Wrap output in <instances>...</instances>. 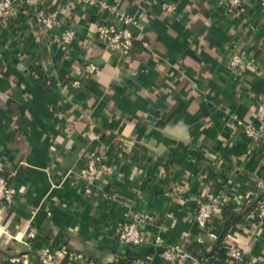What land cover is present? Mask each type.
Listing matches in <instances>:
<instances>
[{
  "label": "crops",
  "instance_id": "1",
  "mask_svg": "<svg viewBox=\"0 0 264 264\" xmlns=\"http://www.w3.org/2000/svg\"><path fill=\"white\" fill-rule=\"evenodd\" d=\"M116 1L15 0L12 17L0 21V171L16 193L11 208L0 206V264L46 245L66 246L82 264L127 255L131 264H169L150 238L120 244L134 214L146 217L143 234L181 246L190 264H262L264 219L254 204L264 200V139L244 129L258 126L264 100V10L257 0H242L240 15L225 0H123L137 37L123 56L95 33L106 16L97 3ZM38 10L59 12V31L74 32L69 46L36 23ZM234 53L251 68L231 70ZM88 63L94 74L81 75ZM90 153L115 168L104 196L86 195L76 178ZM211 198L222 215L230 207L241 214L226 232L215 217V238L195 222L198 202ZM229 246L243 252L242 263L228 260Z\"/></svg>",
  "mask_w": 264,
  "mask_h": 264
},
{
  "label": "built area",
  "instance_id": "2",
  "mask_svg": "<svg viewBox=\"0 0 264 264\" xmlns=\"http://www.w3.org/2000/svg\"><path fill=\"white\" fill-rule=\"evenodd\" d=\"M15 0H0V21L7 23L13 15ZM86 2L88 0H85ZM123 0H117L113 4L105 2L97 3L98 6L106 12V16H102L96 25V40L111 51L127 56L129 55L137 37L135 34L136 21L133 16L127 15L121 9ZM258 6L264 10V0H257ZM227 8L235 14L245 12V5L242 0H225ZM162 9L168 14L175 10L172 3H162ZM35 20L38 25L46 33H55L56 42L62 46H69L74 40V32L72 30L59 31L60 17L57 10L45 11L38 10L35 12ZM57 33V34H56ZM146 46L145 43H142ZM249 60L245 59L241 54L234 53L229 61V67L233 71H244L251 68ZM95 66L86 64L81 75L91 76L94 74ZM264 75V66L261 69ZM71 85L75 88L79 87V79L72 81ZM255 118L258 126L248 125L244 129V134L249 139H264V100L259 102L255 108ZM115 173V168L110 164L102 154L90 153L86 156L83 166L76 173V178L84 185L85 193L88 196L103 195V188L106 181ZM16 197L15 190L8 183L7 176L0 171V206L11 208ZM110 199V198H109ZM255 214L258 220L264 219V200L257 199L255 201ZM222 215V209L218 198H211L206 201H199L195 214V222L197 226L209 232V236L215 238L210 233L211 224L215 217ZM146 217L138 214L127 216L118 231V240L120 244L134 248L147 243L150 238L154 248H160L159 257L169 264H190L193 261L187 251L178 245H167L158 234L151 236L145 235L140 230V225ZM27 238L34 236L33 229H29L26 234ZM148 236V237H147ZM226 257L232 263H242L243 252L237 248L229 246L226 249ZM60 258L82 264L84 262L83 255L71 252L64 245L53 247L46 245L41 248L36 257H31L27 253L17 257L15 264H58ZM264 264V259L261 260Z\"/></svg>",
  "mask_w": 264,
  "mask_h": 264
},
{
  "label": "trees",
  "instance_id": "3",
  "mask_svg": "<svg viewBox=\"0 0 264 264\" xmlns=\"http://www.w3.org/2000/svg\"><path fill=\"white\" fill-rule=\"evenodd\" d=\"M222 218L225 222L224 224V232H226V230L234 225L235 223L239 222L241 219V214L240 213H235L232 209V207H230L229 209H227L226 211L223 212ZM133 261V258L129 255H127L126 257H119L114 263L112 264H131Z\"/></svg>",
  "mask_w": 264,
  "mask_h": 264
}]
</instances>
